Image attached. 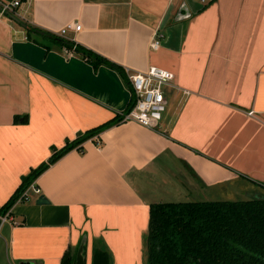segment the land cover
Returning <instances> with one entry per match:
<instances>
[{"label": "crops", "instance_id": "0c3cea01", "mask_svg": "<svg viewBox=\"0 0 264 264\" xmlns=\"http://www.w3.org/2000/svg\"><path fill=\"white\" fill-rule=\"evenodd\" d=\"M183 2L189 15L175 19ZM15 15L0 12V207L53 148L116 121L8 210L0 264L75 261L83 238L86 264L95 250L108 264H148L150 204L264 188V0H20ZM69 21L81 28L67 44L58 31ZM150 64L174 74L162 118L122 121L132 95L123 70Z\"/></svg>", "mask_w": 264, "mask_h": 264}, {"label": "trees", "instance_id": "16d2710c", "mask_svg": "<svg viewBox=\"0 0 264 264\" xmlns=\"http://www.w3.org/2000/svg\"><path fill=\"white\" fill-rule=\"evenodd\" d=\"M63 40L70 43L69 39ZM81 52L90 56L94 64L105 60L91 50ZM107 63L116 66L110 61ZM115 121L111 119L87 129L67 140L62 147L53 148L43 163L22 177L0 207V216L10 210L22 192L64 153L72 148L80 149L84 140ZM146 253L148 264H264V198L152 203L149 205ZM60 264H74V258L66 252ZM92 264H108L107 253L95 250Z\"/></svg>", "mask_w": 264, "mask_h": 264}, {"label": "built area", "instance_id": "2783aa9c", "mask_svg": "<svg viewBox=\"0 0 264 264\" xmlns=\"http://www.w3.org/2000/svg\"><path fill=\"white\" fill-rule=\"evenodd\" d=\"M211 0H200V2L208 3ZM20 0H0V12L16 13V6ZM81 28L80 22L69 21L60 27L58 34L66 39L69 30H78ZM162 34L157 31L150 41V47L157 48L161 44ZM72 40V39H71ZM75 47V42L73 44ZM125 77L132 91L129 106L120 113L122 121L133 120L145 126L156 127L166 109V97L164 87L171 84L174 74L171 70L150 64L144 71H134L130 68H124ZM38 192V188L34 183L30 184L20 195L18 202L29 200V191ZM1 215V222L7 218V213Z\"/></svg>", "mask_w": 264, "mask_h": 264}, {"label": "water", "instance_id": "95a60500", "mask_svg": "<svg viewBox=\"0 0 264 264\" xmlns=\"http://www.w3.org/2000/svg\"><path fill=\"white\" fill-rule=\"evenodd\" d=\"M182 9H184V12H182ZM9 15H11L14 19L19 20L18 17L11 13V12H7ZM189 15V11L187 10L184 2L182 3V6L180 8H178L177 10V15L175 16V19H179V18H183L185 16ZM37 203H46V199L43 197V195H39L37 201ZM84 246V238L81 240L79 247L77 249L76 252V256H75V261L74 264H86V258L83 254V247Z\"/></svg>", "mask_w": 264, "mask_h": 264}, {"label": "rangeland", "instance_id": "374dc122", "mask_svg": "<svg viewBox=\"0 0 264 264\" xmlns=\"http://www.w3.org/2000/svg\"><path fill=\"white\" fill-rule=\"evenodd\" d=\"M226 199L229 200H246V199H253V198H264V188L256 187V188H250L248 190H245L243 193L237 195L236 197H229V195L226 193L225 195ZM169 200H173V202H181L185 201L186 199H183L181 197H170ZM216 200H224V199H216Z\"/></svg>", "mask_w": 264, "mask_h": 264}]
</instances>
